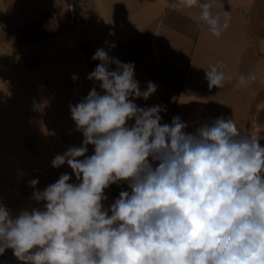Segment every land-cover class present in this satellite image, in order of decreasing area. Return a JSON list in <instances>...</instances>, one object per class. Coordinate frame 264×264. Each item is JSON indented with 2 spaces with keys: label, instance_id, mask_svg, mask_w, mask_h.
Segmentation results:
<instances>
[{
  "label": "clouds",
  "instance_id": "clouds-1",
  "mask_svg": "<svg viewBox=\"0 0 264 264\" xmlns=\"http://www.w3.org/2000/svg\"><path fill=\"white\" fill-rule=\"evenodd\" d=\"M193 6L217 38L229 27L231 17L213 15L211 0L171 4ZM92 60L99 63L87 79L100 91L94 86L69 104L82 143L51 162L53 168L67 164L72 174L62 173L44 190L38 179L28 181L41 207L13 215L0 203V255L11 249L22 264H264L261 138L241 133L223 116L193 132L179 116L162 123L165 106L135 103L158 86L149 81L142 90L134 62L105 48ZM219 69H205L209 89L231 80ZM253 80L241 75L236 87ZM121 182L128 190L106 208L105 190Z\"/></svg>",
  "mask_w": 264,
  "mask_h": 264
},
{
  "label": "crops",
  "instance_id": "crops-1",
  "mask_svg": "<svg viewBox=\"0 0 264 264\" xmlns=\"http://www.w3.org/2000/svg\"><path fill=\"white\" fill-rule=\"evenodd\" d=\"M173 2L0 0V203L13 215L42 206L31 199L28 181L38 179L37 188L44 190L62 173L72 174L67 164L53 168L51 162L82 143L69 104L94 86L100 91L87 79L99 63L92 60L98 48L134 62L142 90L149 81L158 86L148 100L135 103L165 106L162 123L179 116L193 132L223 116L246 134L251 107L264 88V0H211L213 15L231 17L219 38L200 19L199 6L173 8ZM112 42L116 47L109 49ZM213 65L231 77L221 88H208L205 69ZM241 75L255 80L237 88ZM93 151L90 145L87 155ZM70 182H77L74 174ZM121 190H128L125 182L105 190L106 208ZM0 264L19 260L6 249Z\"/></svg>",
  "mask_w": 264,
  "mask_h": 264
},
{
  "label": "rangeland",
  "instance_id": "rangeland-1",
  "mask_svg": "<svg viewBox=\"0 0 264 264\" xmlns=\"http://www.w3.org/2000/svg\"><path fill=\"white\" fill-rule=\"evenodd\" d=\"M246 135L260 137V144L264 146V88L259 91L256 101L251 107V120L248 122Z\"/></svg>",
  "mask_w": 264,
  "mask_h": 264
},
{
  "label": "built area",
  "instance_id": "built-area-1",
  "mask_svg": "<svg viewBox=\"0 0 264 264\" xmlns=\"http://www.w3.org/2000/svg\"><path fill=\"white\" fill-rule=\"evenodd\" d=\"M19 264H22V262L19 261Z\"/></svg>",
  "mask_w": 264,
  "mask_h": 264
}]
</instances>
